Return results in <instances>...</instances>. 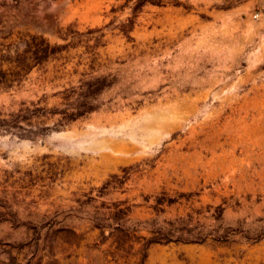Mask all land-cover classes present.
Returning a JSON list of instances; mask_svg holds the SVG:
<instances>
[{
    "label": "rangeland",
    "instance_id": "374dc122",
    "mask_svg": "<svg viewBox=\"0 0 264 264\" xmlns=\"http://www.w3.org/2000/svg\"><path fill=\"white\" fill-rule=\"evenodd\" d=\"M0 264H264V0H0Z\"/></svg>",
    "mask_w": 264,
    "mask_h": 264
}]
</instances>
